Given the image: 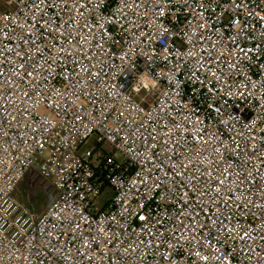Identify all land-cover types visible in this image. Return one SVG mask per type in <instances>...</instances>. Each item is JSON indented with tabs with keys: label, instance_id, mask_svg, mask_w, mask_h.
I'll use <instances>...</instances> for the list:
<instances>
[{
	"label": "built area",
	"instance_id": "built-area-1",
	"mask_svg": "<svg viewBox=\"0 0 264 264\" xmlns=\"http://www.w3.org/2000/svg\"><path fill=\"white\" fill-rule=\"evenodd\" d=\"M1 1L0 264H264V0Z\"/></svg>",
	"mask_w": 264,
	"mask_h": 264
},
{
	"label": "rangeland",
	"instance_id": "rangeland-1",
	"mask_svg": "<svg viewBox=\"0 0 264 264\" xmlns=\"http://www.w3.org/2000/svg\"><path fill=\"white\" fill-rule=\"evenodd\" d=\"M2 9H4V5L0 0V10ZM87 145L91 148L96 145L93 137L88 140ZM102 147L105 151L113 153L118 161L122 160L120 153L113 152L108 143L103 142ZM105 192H109V189L106 188ZM104 193L100 195L98 202L105 198ZM14 196L24 208H27L32 215L36 216L50 203L54 197V190L50 181L40 176L35 168H32L15 188Z\"/></svg>",
	"mask_w": 264,
	"mask_h": 264
},
{
	"label": "snow or ice",
	"instance_id": "snow-or-ice-1",
	"mask_svg": "<svg viewBox=\"0 0 264 264\" xmlns=\"http://www.w3.org/2000/svg\"><path fill=\"white\" fill-rule=\"evenodd\" d=\"M65 39L67 40V37H65ZM22 67L26 69V68H27V64L22 65ZM25 74H26V75H30L31 73H29V72H25ZM144 87H145V86H144ZM214 182H216V181H214ZM198 255H199V254H198ZM205 259H206V258H205Z\"/></svg>",
	"mask_w": 264,
	"mask_h": 264
},
{
	"label": "clouds",
	"instance_id": "clouds-1",
	"mask_svg": "<svg viewBox=\"0 0 264 264\" xmlns=\"http://www.w3.org/2000/svg\"><path fill=\"white\" fill-rule=\"evenodd\" d=\"M145 87H147L148 85L147 84H144Z\"/></svg>",
	"mask_w": 264,
	"mask_h": 264
}]
</instances>
